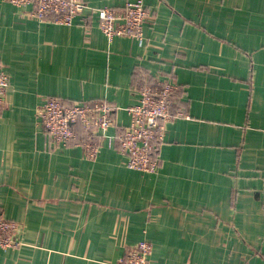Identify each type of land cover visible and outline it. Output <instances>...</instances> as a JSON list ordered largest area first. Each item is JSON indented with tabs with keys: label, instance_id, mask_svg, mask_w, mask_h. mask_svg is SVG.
Segmentation results:
<instances>
[{
	"label": "crops",
	"instance_id": "1",
	"mask_svg": "<svg viewBox=\"0 0 264 264\" xmlns=\"http://www.w3.org/2000/svg\"><path fill=\"white\" fill-rule=\"evenodd\" d=\"M80 1L67 26L0 0V213L22 242L0 264H122L141 241L147 264H264V0H142L141 44L98 27V9L135 0ZM138 68L175 79L186 114L165 124L152 173L118 152ZM51 96L115 106L96 157L38 126Z\"/></svg>",
	"mask_w": 264,
	"mask_h": 264
},
{
	"label": "built area",
	"instance_id": "2",
	"mask_svg": "<svg viewBox=\"0 0 264 264\" xmlns=\"http://www.w3.org/2000/svg\"><path fill=\"white\" fill-rule=\"evenodd\" d=\"M17 5H32V15L41 21H52L70 26L75 18L87 8L80 0H11ZM98 27L111 41L115 37H127L143 42V28L151 23V12L142 0L126 1L121 9L102 7L97 10ZM9 75L0 65V107L7 101ZM178 83L172 77L153 78L137 88V102L127 108L130 122L118 135V152L123 156L127 168L152 173L158 162L155 158L157 146L163 141L166 123L174 118L186 117L181 108L173 110L174 94ZM115 106L106 99L64 104L57 97L45 98L37 109L38 126L46 132L52 143L67 147L70 143L82 148L86 159L91 160L100 150L101 140L114 127ZM76 124L84 131L83 141H77ZM19 224L5 219L0 213V249H16L22 242L18 237ZM151 243L141 241L132 246L122 264H147L152 253Z\"/></svg>",
	"mask_w": 264,
	"mask_h": 264
},
{
	"label": "trees",
	"instance_id": "3",
	"mask_svg": "<svg viewBox=\"0 0 264 264\" xmlns=\"http://www.w3.org/2000/svg\"><path fill=\"white\" fill-rule=\"evenodd\" d=\"M153 78L154 77L147 75V77L145 79L144 75L141 74V69H139V68L136 70V72L134 74V82H135V84L142 83L144 79L147 82H152L153 81ZM173 97H174V99L176 98V93H175V95ZM113 116H114V113H113ZM74 129H75V131L77 133V141L78 142L79 141H83V139H84V136H83L84 131H83V127L81 126V124H76L75 127H74ZM121 131H122V129H121ZM121 131L119 133H121ZM93 139L99 141L100 140V137H99V135H95L93 137Z\"/></svg>",
	"mask_w": 264,
	"mask_h": 264
}]
</instances>
